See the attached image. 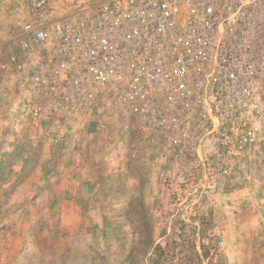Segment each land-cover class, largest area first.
<instances>
[{
    "label": "built area",
    "instance_id": "2783aa9c",
    "mask_svg": "<svg viewBox=\"0 0 264 264\" xmlns=\"http://www.w3.org/2000/svg\"><path fill=\"white\" fill-rule=\"evenodd\" d=\"M17 2L0 72H12L16 110L36 130L121 113L136 154L192 160L209 133H249L264 118V0Z\"/></svg>",
    "mask_w": 264,
    "mask_h": 264
},
{
    "label": "rangeland",
    "instance_id": "374dc122",
    "mask_svg": "<svg viewBox=\"0 0 264 264\" xmlns=\"http://www.w3.org/2000/svg\"><path fill=\"white\" fill-rule=\"evenodd\" d=\"M1 4L0 15L16 16L0 30L21 16L17 0L4 1L3 10ZM12 79L11 71L0 72V128L9 122L19 142L10 159L27 161L31 170L48 149L44 152L53 161L46 168L53 170L57 158L75 153L84 166L93 167L98 194L82 226L56 227L53 205L49 214L37 210L40 194L30 202L32 210L19 214L28 201L14 199L13 191L25 175L5 170L0 177V264H264V118L254 120L249 133H209L192 160L172 148L149 146L136 154L142 146L120 129L121 113L51 119L36 130L16 110ZM30 129L39 133L34 143L28 141L34 146L29 152L23 138ZM15 207L9 221L12 212L5 208ZM49 220L52 225L41 241Z\"/></svg>",
    "mask_w": 264,
    "mask_h": 264
},
{
    "label": "crops",
    "instance_id": "0c3cea01",
    "mask_svg": "<svg viewBox=\"0 0 264 264\" xmlns=\"http://www.w3.org/2000/svg\"><path fill=\"white\" fill-rule=\"evenodd\" d=\"M5 3L10 4V2ZM7 6L8 5L4 4V1H2L1 10L6 8ZM6 14L7 15H0V27L5 26V23H12L15 20L16 12H14L13 14L6 12ZM7 125L0 128V140L6 139V137L10 136L12 138V136L16 134L15 132H11L14 127L11 128V126L9 127ZM38 133L39 132L34 129L26 131V134L24 136L25 138L23 139L26 140V147L29 152L34 146L29 145L28 141H30V143H34V139L38 137ZM2 142L0 144V177H2L5 170L12 171V168L19 169V171L25 175L22 178L23 180H21L16 185L13 191L14 199L23 196V198L28 201L26 202L27 206L25 208H21L18 210L19 214H22L23 212L27 214L28 208L32 210V204L30 202H32V199L37 196V194H40L42 195L41 197H43V199L41 201L42 203H39V205L37 206V210L39 209L40 211L42 210L43 213L49 214L53 212V205L55 207L54 211L56 212V217L53 218V223L56 224V227L61 226V228L66 227L74 230L82 226L83 216L86 212L89 213L92 211L96 204L92 202L93 198H95V196L98 194L96 187H94L95 184L93 183L97 178H95L93 172L90 171L93 167L90 165L84 166L77 158L76 154L73 153L71 154L72 156H70V158L69 156H67L68 154L66 156H62L61 159L57 158L55 162L56 166L53 170L52 168H46V166L48 164L50 165L53 160L50 153L48 154V152H44L48 149H44L41 160L39 161V166H36L35 168H32L30 170L27 167V161L10 159V156L15 153L17 149H19L18 139H13L12 141H7L5 143L4 141ZM75 147L76 146H71L72 149H74ZM63 154L64 153L62 152V155ZM8 164L11 165L8 166ZM97 167H104V163L98 164ZM102 169L104 170V168ZM108 170H110V168H108ZM108 175L110 176L111 173H109ZM104 180L106 182L107 178H102L103 182ZM13 202L15 201L11 200V202H9V205ZM86 203L93 205L87 207L85 206ZM9 207H11V205ZM5 209L11 210L12 215H7L8 217L6 216V218L9 221H13V212H15V210L18 208L15 207ZM51 225L52 223L50 224L49 220L45 229H43L44 231L42 230L40 232L41 235H39V237L41 236V241L43 238L45 239L48 233V227H50ZM25 241L27 242V240ZM59 250L60 248L57 249L58 252Z\"/></svg>",
    "mask_w": 264,
    "mask_h": 264
}]
</instances>
